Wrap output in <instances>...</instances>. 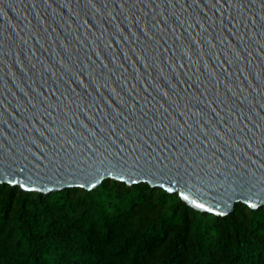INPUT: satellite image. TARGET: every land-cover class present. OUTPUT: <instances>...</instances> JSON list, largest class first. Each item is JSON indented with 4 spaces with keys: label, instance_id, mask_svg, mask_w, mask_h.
Returning a JSON list of instances; mask_svg holds the SVG:
<instances>
[{
    "label": "water",
    "instance_id": "water-1",
    "mask_svg": "<svg viewBox=\"0 0 264 264\" xmlns=\"http://www.w3.org/2000/svg\"><path fill=\"white\" fill-rule=\"evenodd\" d=\"M264 205V0H0V182Z\"/></svg>",
    "mask_w": 264,
    "mask_h": 264
},
{
    "label": "trees",
    "instance_id": "trees-1",
    "mask_svg": "<svg viewBox=\"0 0 264 264\" xmlns=\"http://www.w3.org/2000/svg\"><path fill=\"white\" fill-rule=\"evenodd\" d=\"M0 264H264V205L216 215L147 182H0Z\"/></svg>",
    "mask_w": 264,
    "mask_h": 264
}]
</instances>
